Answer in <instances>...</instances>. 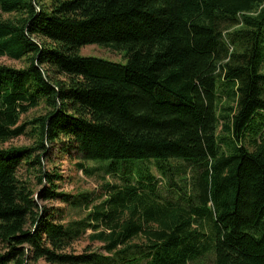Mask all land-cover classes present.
<instances>
[{"label":"trees","instance_id":"16d2710c","mask_svg":"<svg viewBox=\"0 0 264 264\" xmlns=\"http://www.w3.org/2000/svg\"><path fill=\"white\" fill-rule=\"evenodd\" d=\"M89 45L127 63L81 56ZM0 57L26 63L0 65V264H264V0H0ZM48 144L80 169L185 162L190 191L170 185V201L131 174L66 225L41 205L72 199Z\"/></svg>","mask_w":264,"mask_h":264},{"label":"rangeland","instance_id":"374dc122","mask_svg":"<svg viewBox=\"0 0 264 264\" xmlns=\"http://www.w3.org/2000/svg\"><path fill=\"white\" fill-rule=\"evenodd\" d=\"M3 17L5 19L12 18L9 15H3ZM80 55L83 57H97L123 65L127 63L124 51L119 52L100 45L85 46L81 48ZM0 65L20 69L24 68L26 63L25 61H16L8 57H0ZM44 113L43 107L33 110L23 117V121L30 122L35 117L41 116ZM33 143L34 140L30 137H21L13 142L15 146H29ZM219 144L228 145L231 151L234 150V142H232L231 136L227 132L219 138ZM76 156L77 153L72 149H68L67 144H48V159L45 161V170L49 174L60 176V180L56 181L59 185V190L72 196V199L70 200V204L50 201L42 202L41 205L46 206L50 213L55 216L56 221L66 225L71 222L81 221L88 215L93 214L95 207L101 205L108 198L105 191L106 185L123 186L126 182L125 178L131 174L132 178L137 179L139 175L150 172L155 176L157 182H159L158 192L160 196L170 201H178L179 194L174 193L175 191L180 192L179 187L185 185L187 190L190 191L188 188L189 182L186 184L183 180L187 179L189 181L193 175V170L185 162L172 163V168L164 175L159 170L162 172L168 171V166H170L171 162L159 160L129 161L127 163L112 161L82 162L84 169H80L78 165L81 164V161L77 160L78 156ZM106 170H112L116 173L112 172L108 174ZM21 175L27 178L28 182L36 190L46 187V185L44 187L40 186L34 176L25 170L21 171ZM170 185L176 186L175 191L171 190ZM187 194L190 195V193ZM180 195L184 197L182 192H180ZM88 234H91V231H88ZM88 245L87 237H84L73 245V250L75 253H82ZM211 262L212 256L209 255L207 263Z\"/></svg>","mask_w":264,"mask_h":264}]
</instances>
